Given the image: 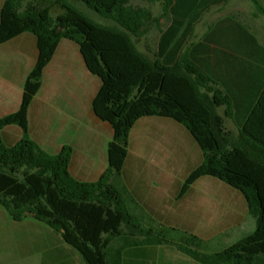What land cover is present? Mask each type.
Wrapping results in <instances>:
<instances>
[{
    "label": "trees",
    "instance_id": "16d2710c",
    "mask_svg": "<svg viewBox=\"0 0 264 264\" xmlns=\"http://www.w3.org/2000/svg\"><path fill=\"white\" fill-rule=\"evenodd\" d=\"M81 1L116 26L96 24L68 0H6L2 8L0 45L30 33L37 38L39 57L27 78L19 110L0 118V206L15 221L32 217L47 224L86 264H123L128 248L149 245L175 246L202 264H264V90L241 115L227 84L219 85L207 75L195 48H185L207 8L221 1L146 0L162 3L160 17L151 8L132 5L131 0ZM54 6L63 13L54 17ZM162 20L169 24L165 30ZM154 28L161 30V37L159 53L151 59L134 38L141 39ZM63 40L80 46L89 71L100 78L93 109L114 129L109 168L93 183L71 175V146L52 155L30 137V106ZM220 108H225V117ZM146 117L182 124L204 152L203 164L190 174L182 194L206 176L241 191L255 220L252 235L221 252L208 253L196 235L146 226L132 212L130 195L122 186L123 171L130 133ZM227 118L238 127V137L226 129ZM9 126L23 131L12 147L2 134Z\"/></svg>",
    "mask_w": 264,
    "mask_h": 264
},
{
    "label": "crops",
    "instance_id": "0c3cea01",
    "mask_svg": "<svg viewBox=\"0 0 264 264\" xmlns=\"http://www.w3.org/2000/svg\"><path fill=\"white\" fill-rule=\"evenodd\" d=\"M220 1L207 8L187 37L185 48H195L207 75L219 85L227 84L242 115L264 90V1ZM5 2L0 0V21ZM131 4L151 8L157 17L163 12L161 2L131 0ZM168 25L162 20V29ZM160 37L161 30L154 28L141 38L148 44L154 42L153 48L147 44L145 53L141 52L155 57ZM38 57L37 38L30 33L0 45V118L19 110ZM101 86L100 78L89 71L80 46L63 40L44 71L42 88L29 110L32 140L52 155L71 146L70 173L85 183L99 181L108 170V149L114 138L113 127L93 109ZM218 112L225 117V108ZM225 126L234 137L239 136L231 119L225 120ZM2 134L10 147L23 137L19 126H9ZM203 162L202 148L182 124L165 117L142 118L130 133L122 186L130 195L132 212L146 226L196 235L204 241L205 252L215 253L252 235L256 224L244 194L220 179L202 177L182 194L188 177ZM0 264L86 263L47 224L32 217L15 221L0 206ZM123 264L202 263L175 246L149 245L128 248Z\"/></svg>",
    "mask_w": 264,
    "mask_h": 264
},
{
    "label": "rangeland",
    "instance_id": "374dc122",
    "mask_svg": "<svg viewBox=\"0 0 264 264\" xmlns=\"http://www.w3.org/2000/svg\"><path fill=\"white\" fill-rule=\"evenodd\" d=\"M30 1H35V0H30ZM68 2L70 4H72L73 6H75L78 10H80L83 14H85L89 19H91L93 22H95L96 24L102 25V26H108V27H114L116 26V23H114L113 21L107 20L105 18H103L102 16H100L98 13H96L95 11L91 10L86 4H84L81 1H74V0H68ZM63 11L58 7V6H54L52 8V15L54 17L62 14ZM199 32H202V27L199 28ZM155 37V33L153 34V39ZM153 39L150 41V43L148 44L144 39H136L135 43L137 45V47L139 48L140 51L144 52L146 51V45L148 44L150 47L153 48L154 46V42ZM149 57L151 59H154L153 54H148ZM116 246L119 245V243L115 244ZM224 248L226 247H220L219 252L225 250ZM203 250L206 251V248L203 247ZM209 250H213L212 248H210Z\"/></svg>",
    "mask_w": 264,
    "mask_h": 264
}]
</instances>
